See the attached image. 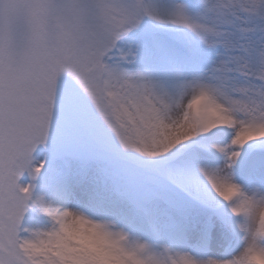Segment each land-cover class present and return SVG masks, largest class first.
Masks as SVG:
<instances>
[{
  "label": "snow or ice",
  "instance_id": "6c2138e0",
  "mask_svg": "<svg viewBox=\"0 0 264 264\" xmlns=\"http://www.w3.org/2000/svg\"><path fill=\"white\" fill-rule=\"evenodd\" d=\"M0 264H264V0H0Z\"/></svg>",
  "mask_w": 264,
  "mask_h": 264
}]
</instances>
